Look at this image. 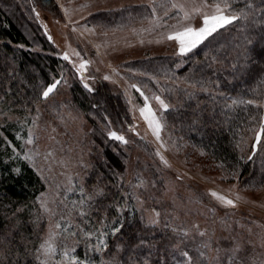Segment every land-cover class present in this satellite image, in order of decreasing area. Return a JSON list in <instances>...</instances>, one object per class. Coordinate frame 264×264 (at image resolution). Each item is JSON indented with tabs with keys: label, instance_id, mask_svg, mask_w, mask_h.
I'll return each instance as SVG.
<instances>
[{
	"label": "rangeland",
	"instance_id": "rangeland-1",
	"mask_svg": "<svg viewBox=\"0 0 264 264\" xmlns=\"http://www.w3.org/2000/svg\"><path fill=\"white\" fill-rule=\"evenodd\" d=\"M14 2L21 13L38 28L39 35L55 56L64 59V53H67L69 57L64 59L66 66L53 77L61 83L47 100L39 98L33 108L20 112L0 104L2 147L8 146L10 154L20 157L35 170L45 185L38 196L45 194L49 208L56 212L55 216L50 217L40 208L36 198L35 203L41 213L40 223L43 224L42 238L61 215L70 220L72 231L77 230L76 225L85 230L100 227V221L92 215V205L86 209L89 215L82 218L72 208V202L81 198L77 184H82L87 193H91L97 186L92 184L89 176L92 148L96 142L93 123H96L105 138L108 131L116 130L128 140L127 144L114 140L127 152L122 194L129 192L141 197L143 210L136 199L130 200L146 221L155 218L153 208L160 212L159 223L155 226L165 228L167 224L166 229L179 239L184 238L194 264H228L225 253L237 243L242 246L240 255L246 264H260L264 261V187L249 189L243 187L237 179L224 180L218 174L205 171L197 159L187 155L186 149H177L167 139L164 129L161 137L166 147L161 146L139 112V107L144 103L143 97L132 88L125 92L127 84L136 83L146 89L145 94L149 97L155 94L164 98L161 85L152 88L142 82V77L146 76L140 70L143 65L141 67L138 62L158 56H179L178 41L167 36L171 25L175 23L176 13L170 10L173 0H156L157 4L169 6L159 9L160 16L165 11H171L172 18L167 21L169 28L160 27L152 20V0ZM176 2L190 5L198 0ZM191 23L199 27L200 17L195 16ZM27 34L33 47H42L41 39L36 40L30 33ZM82 60L90 61L84 71V79L94 88L98 89L103 84L109 89L126 114V120L117 119L113 113L107 112L105 99H102L99 108L100 116L92 110L84 113L75 104L71 94L73 87L80 88L88 95H98V91L89 92L81 83L76 67ZM105 75L111 79H103ZM150 103L154 109L158 108L154 99ZM105 114L111 124L104 119ZM129 125L136 131H130ZM5 128L12 132L14 141L5 135ZM30 128L34 131V144L27 142ZM6 140L11 141V144H7ZM157 148L167 159V165L155 154ZM26 152L39 154L29 160L25 159ZM140 180L145 181L142 187H131ZM68 188L72 190L68 191ZM209 189L236 200V204H222L210 194ZM180 228L187 229V235L173 230ZM201 231L204 232L203 236L199 234ZM54 242L58 253L65 247L75 248V254L82 259L87 254L94 264L106 261L102 254L107 249L103 252L88 251L82 235L73 237L64 233L57 236ZM91 242L95 243V240ZM205 244L208 247H204ZM184 249L182 247L177 251L175 259L182 258ZM200 251L205 252L204 257L199 256ZM214 257L218 259L213 260ZM55 259L60 260L61 256L57 254ZM235 264H239V261Z\"/></svg>",
	"mask_w": 264,
	"mask_h": 264
},
{
	"label": "trees",
	"instance_id": "trees-1",
	"mask_svg": "<svg viewBox=\"0 0 264 264\" xmlns=\"http://www.w3.org/2000/svg\"><path fill=\"white\" fill-rule=\"evenodd\" d=\"M249 2L254 9H262L261 0H233L234 8H245ZM245 10L249 11L247 20L219 30L213 43L194 50L195 54L183 59L158 56L138 64L143 65L140 70L146 73L142 82L152 88L161 85L166 102L173 105L165 114L163 129L167 139L177 149H186L187 155L197 159L205 171L218 174L224 180L237 179L243 187L259 189L264 187V146L257 144L253 154L252 145L257 143L255 133L260 131L259 118L264 115V41L260 39L264 23L256 22L264 20V11ZM27 33L36 40L41 39L43 48L33 47ZM245 37L253 40L252 45L246 43ZM48 46L14 0H0L1 105L20 112L33 108L39 101L40 86L47 85L66 66L65 60L55 56ZM211 56H216L218 62L213 63ZM232 64H237V68L233 69ZM202 68L205 80L221 81L219 88H213L210 83L206 85L211 92H224L245 101L257 100L260 107L238 104L226 110L223 104L230 101L213 99L199 89L189 97L185 89H192L185 78L189 75L199 78ZM71 94L84 113L92 110L100 116L99 108L105 99L107 112L126 120L123 109L103 84L98 86V95H88L78 87H73ZM93 125L96 142L89 176L92 184L97 185L95 188L104 189L105 197L98 198L91 210L93 217L100 221L106 207L111 206L107 207L111 221L117 215L114 205L123 206L126 202L121 196L127 152L116 141L102 136L96 123ZM5 135L14 141L7 128ZM10 153L9 147H2L0 140V264H35V248L43 232L35 200L45 185L26 161ZM121 176L123 184L118 186ZM127 202L124 228L116 236L110 235L109 247L102 257L109 264H164L165 259L167 264H175L174 257L186 246L185 239H179L166 228L149 225L133 207V202Z\"/></svg>",
	"mask_w": 264,
	"mask_h": 264
},
{
	"label": "snow or ice",
	"instance_id": "snow-or-ice-1",
	"mask_svg": "<svg viewBox=\"0 0 264 264\" xmlns=\"http://www.w3.org/2000/svg\"><path fill=\"white\" fill-rule=\"evenodd\" d=\"M262 3V9H254V6L251 4V2L247 3L245 5V8L248 10H251L253 12H260L264 11V0H261ZM63 7V5L61 6ZM161 7H169L166 4H157L156 0H152L151 7H150V13L151 18L153 21H155L158 26L169 28V25L167 21L171 19V11H175V23L171 25L170 30L167 33V36L169 39L175 38L178 43V50L177 54L183 59L184 57L195 54V51H199V49L205 45L213 43L215 40V35L218 34L219 30H222L226 26L232 25L233 22H238L240 20H247L249 18V11H246L245 8L236 9L234 8L233 0H198V2H193L190 5L185 3H179L176 2V0H173V2L170 5L171 11H165L163 13V16L159 15V9ZM35 11V9H33ZM67 12V9H65ZM37 16H39V13H37ZM195 16H199L201 19V23L199 27L194 26L191 21ZM163 20L164 23H160V21ZM257 23H264V20H258ZM49 39H51V36H49ZM261 41H264V34L260 36ZM245 41L248 45H252L253 40L248 39L245 37ZM214 50V49H213ZM247 54V49L245 50V55ZM79 55V53H77ZM206 57H208V53H205ZM68 54L64 53V59H68ZM247 59V55H246ZM210 60L213 63L218 62L216 56H211ZM90 63V61L82 60L80 62V65L76 67V71L80 73V80L83 84V87L88 89L89 92L95 93L98 91L97 88H94L92 84L88 83L84 79V71L86 70V66ZM233 69L237 68V64L231 65ZM191 72V70H190ZM203 68L201 69V76L197 78L195 75H189L185 78V82L191 86L192 91H188V89H185L189 97H192L196 94V90L199 89V91L208 93L209 95L213 96V99L219 97L222 100L226 99L230 102H225L223 104V108L228 110L233 107H235L238 104H246V105H256L257 107H260V102L257 100H247L237 98L230 96L224 92H216L213 93L210 91L209 87H207V84H211L213 88H219L221 87V81L219 79L215 81H207L202 75ZM146 75V73H145ZM92 79H95V77H92ZM105 80L111 79L110 76L105 75L103 78ZM153 80L156 79L155 76L152 77ZM61 83L59 79H53L51 83H48L46 86L41 85L42 91L38 92V97L42 98L44 100H47L51 93L54 92V90L57 88V86ZM159 83V81H157ZM132 88L135 89L137 92H139L140 96L143 97L144 103L142 106L139 107V112L143 119L147 122L148 126L152 129V132L155 136L156 141L160 143L161 146L166 147L165 142L163 141L161 137V131L164 127H166V116L165 114L173 108V105H170L165 101V99L161 95H153L149 97L145 94L146 89L142 88L140 84L131 83L127 84V87L125 88V92L127 93V89ZM155 100L158 104V108L154 109L151 106L150 100ZM130 102V101H129ZM97 105H93V107H96ZM37 112H39V108H37ZM256 117H250V119H255ZM104 119L108 122V124H111V120H109L107 114H105ZM33 124H35V118L33 119ZM259 125H260V131L255 133V139L256 144L252 145V151L253 154L256 152L257 144H261L264 146V115H261L259 118ZM129 130L135 132L136 129L129 125ZM139 135V133H136ZM107 137L121 141L125 144L128 143L127 138L120 132L116 130H110L106 133ZM17 136L19 137V133H17ZM35 136L34 131L32 128L29 129L28 132V140L27 142L29 144H34ZM7 144H11V141L6 140ZM14 147V145H13ZM39 153H25V159L31 160L34 155H38ZM157 156H159L160 160L164 164H168L167 159L165 156L161 153L160 149L157 148L156 153ZM252 157L250 156L249 159ZM223 161H221V167H223ZM227 178V177H225ZM123 184V177L121 176L120 185ZM145 184V181L140 180L138 184L132 185V188L142 187ZM152 184H155V181L152 182ZM76 187L79 189L81 193V198L77 201L72 202V208L74 211H77V214L82 218L86 215H89V212L86 211V209L91 206L95 205L98 198L105 197V192L103 188L96 187L91 193H87L85 191V188L82 184H77ZM72 188H68V191H71ZM210 194L213 197H216L222 204L226 205H232L234 206L236 204V200L229 198L226 195H222L221 193L214 191L212 189H209ZM126 199V202L123 206H121L119 203H116L114 206L117 211V215L112 217L111 221L108 219V212H107V206L106 211L101 217L100 220V227L95 228L93 227V230H85V228L80 227L79 225H76L77 228L76 231L71 230V222L68 218L64 217L63 215L60 216L59 220L55 223V225H50L49 230L47 234L40 240L39 246L35 248L34 253V260L35 264H94V262L88 258L87 254H85L84 258H80L75 254L76 249H68L65 247V249L62 252L58 253V247L55 244V239L57 236L62 235L64 233H67L69 236H83V239L85 241V247L88 251L91 252H103L104 250L108 249V236H116L119 234L123 228H124V220H123V214L124 209L127 208L128 202L127 200L130 199H136L139 204L141 205V210H143V200L138 195H133L132 193L126 192L123 193L121 196V199ZM37 200L40 203V208L43 209L45 213H48L50 217L55 216L56 212L53 211L48 206V201L45 198V194H41L37 197ZM65 207H67L65 205ZM135 207V206H133ZM155 218H151L147 221L149 225L155 226L159 223V217L160 212H158L155 208L152 209ZM143 219V217H142ZM168 225L165 224V228H167ZM193 227L198 228V225H194ZM55 229V230H54ZM174 231H180L183 232L185 235H187L188 230L185 228L180 229H173ZM201 236L204 235V232L201 231L199 233ZM95 240V243H92V240ZM75 243H79V241H76ZM173 248H178V245H172ZM204 247H208L207 244L204 245ZM243 251L241 244L237 243L235 246L228 250L225 255L228 258V264H235L236 261H239V264H246V261L243 256L240 255V253ZM217 252H219V249H217ZM59 254L61 256L60 260H56L55 256ZM200 257L205 256L204 251L199 252ZM181 259H175V264H194L193 257L190 255L189 251L187 250L186 246L185 249L181 253ZM218 257H214L213 260H217ZM101 264H109L107 261H101ZM164 264H167V260H164ZM260 264H264V261H261Z\"/></svg>",
	"mask_w": 264,
	"mask_h": 264
}]
</instances>
